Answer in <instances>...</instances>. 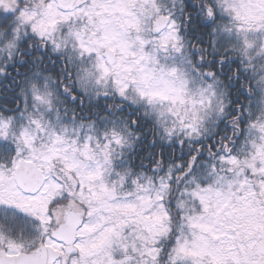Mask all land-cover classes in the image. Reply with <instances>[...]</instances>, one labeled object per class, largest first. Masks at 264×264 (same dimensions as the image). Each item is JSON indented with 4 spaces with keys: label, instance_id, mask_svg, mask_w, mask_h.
Masks as SVG:
<instances>
[{
    "label": "snow or ice",
    "instance_id": "snow-or-ice-1",
    "mask_svg": "<svg viewBox=\"0 0 264 264\" xmlns=\"http://www.w3.org/2000/svg\"><path fill=\"white\" fill-rule=\"evenodd\" d=\"M0 264H264V0H0Z\"/></svg>",
    "mask_w": 264,
    "mask_h": 264
}]
</instances>
